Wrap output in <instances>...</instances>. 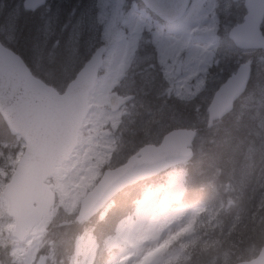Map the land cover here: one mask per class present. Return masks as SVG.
<instances>
[{"label":"clouds","instance_id":"obj_1","mask_svg":"<svg viewBox=\"0 0 264 264\" xmlns=\"http://www.w3.org/2000/svg\"><path fill=\"white\" fill-rule=\"evenodd\" d=\"M237 6L247 8L245 0H238ZM204 7L206 14L197 27H207L210 30L214 28L219 32L221 21L215 11L218 6L212 0H207ZM224 28L227 31V25ZM197 36L202 41L205 39L201 33H197ZM0 38L7 39L2 28ZM256 51L261 53L260 59L264 60V46L258 50L236 52L234 55L239 67L247 65L250 68ZM212 54L209 51V55ZM148 67L155 69L156 66L150 64ZM238 70V67L233 68L231 75H235ZM176 75L182 77L185 72L181 70ZM199 76L200 73L197 72L194 79H199ZM78 78L79 73L64 81L61 85L62 92L55 85H49L59 100L41 94V103L37 105V98L31 93L18 91L5 101V115L0 116V123L4 124L10 139L0 138V171H4V175L0 176V191L6 190L19 177L24 163L31 159L35 142L33 127L42 112L45 109L56 111L61 121L70 129L72 146L44 177L52 196L44 213L38 215L31 225L26 240L40 248L55 243L60 257L58 264H75L74 252L77 245L82 238L93 235L102 257L98 264H114L119 255L133 251L127 246L113 248L118 226L124 217L152 194L158 197V202L153 200L152 208L157 215L186 194V189L182 191L178 187L174 188L173 182L181 173L187 176L193 162L204 155L211 142L208 132L213 125L210 119L206 120L198 114L199 105L196 101L199 92L180 95L176 100V104L184 112L191 110L192 116H184L180 121L172 116L166 117L163 109L174 107L169 104L172 98V81L161 75L158 81L161 117L153 120L148 127H141L139 133L131 139L118 137L110 160L101 163L90 158L85 162L81 153L91 136L98 135L90 109L94 108L96 95L104 85L89 79L85 89V82L76 83ZM175 78L173 76L172 79ZM248 79L250 72L241 91L246 89ZM125 84L126 82L119 86L123 88ZM260 87L264 91V85ZM90 124L92 127H89ZM177 131H184L187 135L178 138L175 135ZM85 163L90 167L99 165V175L90 183L75 188ZM114 167L121 178L119 183L109 187L106 185V178ZM173 190L175 201L169 198V192ZM4 239L8 242L3 250L5 264H13L10 253L15 247L23 246V242L17 244L10 237ZM216 255H223V250L217 251ZM232 264H240L239 257Z\"/></svg>","mask_w":264,"mask_h":264},{"label":"trees","instance_id":"obj_2","mask_svg":"<svg viewBox=\"0 0 264 264\" xmlns=\"http://www.w3.org/2000/svg\"><path fill=\"white\" fill-rule=\"evenodd\" d=\"M22 1L0 0V28L7 35L6 40L0 38V41L19 54L35 76L62 91L63 82L74 77L94 47L102 43L99 41L86 48L79 40L77 55L72 57L70 54L67 29L75 19L72 15L76 9L90 5L91 0H47L36 9L25 8ZM125 1L138 9L144 8L140 0ZM228 1L230 9L219 11V14L232 26L242 19L245 9L238 7V2L217 0L219 5ZM261 28L264 33V20ZM222 37L226 49L219 51L224 56L220 64L221 78L211 84L213 87L205 92L204 99L199 95L196 101L198 114L206 120L207 105L214 90L237 67L234 54L242 51L233 45L226 32H222ZM260 55L256 51L252 56V73L243 96L247 93L258 96L260 85H264V60L259 59ZM149 76L142 80L135 74L136 84L132 92L136 95L135 117L139 124L127 126L126 132L130 131L132 136L123 139H131L141 127L146 128L161 117L159 72H152ZM154 77L157 80L152 81ZM242 97L234 103L231 112L212 123L208 132L211 142L204 155L189 167L187 176L184 175L186 194L178 204L197 209L193 212L190 232L184 227L161 246L162 255L175 253L168 264H205V258L207 264H232L237 257L240 262L255 257L264 246V148L262 151L257 148L253 153L250 151L249 144L258 139L255 137L258 122L252 112L255 103L251 101L242 106ZM169 104L174 107L163 109L166 117L172 116L180 121L184 116L193 115L191 110L184 112L172 99ZM0 138L10 139L3 123H0ZM91 237L95 239L93 235ZM50 245L58 264L57 246L55 243ZM3 250L0 260L3 259L5 264ZM219 250H223V255H216ZM100 260L102 257L97 247L93 264Z\"/></svg>","mask_w":264,"mask_h":264},{"label":"rangeland","instance_id":"obj_3","mask_svg":"<svg viewBox=\"0 0 264 264\" xmlns=\"http://www.w3.org/2000/svg\"><path fill=\"white\" fill-rule=\"evenodd\" d=\"M212 2L218 6L215 9L218 14L219 11L226 12L231 7L229 1L224 5H219L217 0ZM206 3L207 0H192L185 15L167 26L166 30L148 11L127 4L125 0H91L90 5L76 9L72 15L75 19L67 29L71 56L77 55L79 40L86 48H90L92 44L99 41L106 45L102 71L97 81L104 87L98 91L95 106L90 109L98 135L91 136L81 153L85 162L91 158L103 163L110 159L111 152L115 149L116 138L113 134H116L118 125L126 120L124 118L126 116L122 117L121 112H111L107 97L115 86L121 84L129 67L133 66L138 58V61L140 60L136 49L145 36L153 40L156 45L158 61L164 69V76L172 81L171 91L174 95L179 97L191 92H199L204 99L207 95L205 92L213 87L211 84L221 78V65L214 66L210 70L212 63H203V61L207 51L212 50L214 59L219 60L218 64L220 61L223 63L224 56L219 53L226 49L223 47L222 32L227 33L231 25L224 22L219 14L221 21L219 32H216L214 28L210 30L207 27H197L206 14L204 7ZM224 25H227V31ZM209 32L211 35H208ZM197 33L203 34L205 39L203 41L199 39ZM257 63L260 61L257 60ZM181 70L185 72L182 77L176 75ZM197 72L200 73L199 79H194ZM173 76L176 77L174 80ZM188 81L191 83L189 84ZM257 95L254 97L247 93L242 97L241 102L242 106L249 105L251 101L255 103L252 112L255 121L258 122V129H255V137L258 136V139L249 144L252 153L256 152L257 148L261 151L264 148V92L259 90ZM131 111L134 113L133 108ZM89 127L92 125L90 124ZM105 129L111 131V134L106 133ZM98 167L99 165L90 167L85 163L79 181L74 187L79 188L94 180L99 175ZM3 175L4 171H0V176ZM173 185L174 188L183 190L184 174L181 173L176 177ZM1 192L0 252L8 243L4 238L11 236L14 243L23 242V246L15 247L10 253L13 264H38L41 261L42 264H54V262L57 264L51 245L40 248L26 238L23 241H17L11 234L9 236L13 221L6 214L7 203ZM169 198L175 201L174 190L169 192ZM154 199L158 202L155 194L146 198L134 208L130 215L125 216L118 226L113 248L127 246L133 251L119 255L114 264H168L175 257V253L172 252L166 256L162 255L160 248L180 229L188 227L187 232H190L193 212L197 208L180 206L178 204L180 197L178 202H173L162 214L157 215L152 211ZM96 252V240L91 235L82 238L74 252L75 264H93ZM2 257L4 258V255ZM0 264H4L3 259L0 260Z\"/></svg>","mask_w":264,"mask_h":264},{"label":"water","instance_id":"obj_4","mask_svg":"<svg viewBox=\"0 0 264 264\" xmlns=\"http://www.w3.org/2000/svg\"><path fill=\"white\" fill-rule=\"evenodd\" d=\"M46 1L23 0V6L35 9ZM140 1L149 12L160 20L167 22L182 17L191 3V0ZM245 3L247 8H245L242 21L231 26L227 36L234 46L240 50H258L261 46H264V33L261 28L264 19V0H245ZM105 50V45H100L92 52L74 75L75 77L79 73L77 84L85 82L83 87L86 89L89 79L97 80ZM209 51L205 55V62L212 58ZM252 64L250 68L247 65L244 67L238 65L239 70L235 75L230 74L214 91L207 106L208 119L212 123L231 112L234 103L245 93L247 87L243 91H241V88L248 78L249 72L251 76ZM49 85L32 73L19 54L0 41V116L5 115L3 111L5 101L18 91L31 93L37 98V105L41 103V94L59 100L60 98L56 96V92ZM128 99L129 96L123 97L111 92L107 99L108 106L111 111H116ZM33 134L35 142L32 146L31 159L24 163L19 177L6 190L1 192L7 203L6 214L13 219L12 236L18 241H23L26 238L38 215L43 214L46 210L52 193L45 184L44 177L53 168L57 160L68 152L72 146L70 129L66 123L61 121L56 111L45 109L33 127ZM175 135L179 138L187 135V133L177 131ZM120 178L119 172L114 167L108 173L106 185L110 187L117 184ZM240 264H264V246L261 247L255 257L241 261Z\"/></svg>","mask_w":264,"mask_h":264},{"label":"flooded vegetation","instance_id":"obj_5","mask_svg":"<svg viewBox=\"0 0 264 264\" xmlns=\"http://www.w3.org/2000/svg\"><path fill=\"white\" fill-rule=\"evenodd\" d=\"M173 22H165V21H160L161 26L166 30L167 26L171 25ZM148 35V34H147ZM151 40V39H149ZM148 36H145L142 42L139 44L140 46L137 47L136 49V54L139 57L140 60H136L133 66L129 67L126 73V77L122 79L121 83H125V87L121 88L119 85L115 86L111 92H115L119 96H129L128 101H126L124 104L120 106V108L116 111L113 112H121L122 117H124L126 120L120 123L116 129V134H113L116 138L115 144H117V138H124L125 136H132V133L130 131L126 132V128L129 125L132 124H139L137 121V117H135V104H136V95L132 92L133 87L136 84V79H134L135 74L139 75V77L142 80H147L150 78L149 74L152 72H159V79L160 76H164V69L161 67V63L158 61V50L156 48L155 43L153 40L149 41ZM151 49H153V53L151 52ZM212 63L210 70L214 68V66H218L221 64L219 63V60L217 58L214 59V55H212ZM152 64L155 65V69L149 68L148 66ZM102 71V70H101ZM152 81L157 80L156 77L155 79L152 78ZM171 99L176 102L178 99L177 95H174V93L171 91ZM133 108V112L131 109ZM106 133L111 134V131L105 129ZM115 149L112 150L110 159L112 155L114 154ZM109 159V160H110ZM132 213V212H131ZM131 213L127 214L126 216L130 215ZM38 264H42V261Z\"/></svg>","mask_w":264,"mask_h":264}]
</instances>
